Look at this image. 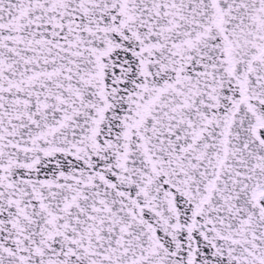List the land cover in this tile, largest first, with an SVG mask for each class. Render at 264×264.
Masks as SVG:
<instances>
[{
	"label": "snow or ice",
	"instance_id": "1",
	"mask_svg": "<svg viewBox=\"0 0 264 264\" xmlns=\"http://www.w3.org/2000/svg\"><path fill=\"white\" fill-rule=\"evenodd\" d=\"M0 264H264V0H0Z\"/></svg>",
	"mask_w": 264,
	"mask_h": 264
}]
</instances>
